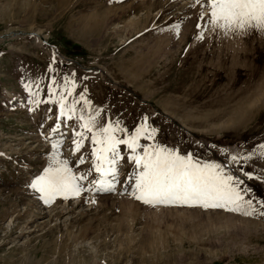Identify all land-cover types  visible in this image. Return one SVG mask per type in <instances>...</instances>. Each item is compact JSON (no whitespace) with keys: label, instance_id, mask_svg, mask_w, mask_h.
I'll use <instances>...</instances> for the list:
<instances>
[{"label":"rangeland","instance_id":"rangeland-1","mask_svg":"<svg viewBox=\"0 0 264 264\" xmlns=\"http://www.w3.org/2000/svg\"><path fill=\"white\" fill-rule=\"evenodd\" d=\"M200 12L196 0H0V264H264V216L137 201L124 145L116 190L97 192L91 133L73 143L81 113L99 109L98 126L119 117L131 130L147 116L157 132L141 137V154L155 143L217 163L221 149L255 152L243 164L253 179L231 168L251 188L245 199H264V33L226 34ZM65 77L66 103L86 88L91 105L53 133L59 105L45 103L47 86ZM37 81L41 103L29 105L24 85ZM54 141L88 179L80 195L45 204L29 185L54 166Z\"/></svg>","mask_w":264,"mask_h":264},{"label":"snow or ice","instance_id":"snow-or-ice-1","mask_svg":"<svg viewBox=\"0 0 264 264\" xmlns=\"http://www.w3.org/2000/svg\"><path fill=\"white\" fill-rule=\"evenodd\" d=\"M201 8L200 18L203 19L205 6L210 11L209 23L214 29H222L226 34L229 31L235 33H264V0H196ZM172 27L179 34V24ZM197 28L201 24L196 25ZM199 39H203L201 35ZM55 80L47 86L49 100L45 103L59 105V123L51 131L56 133L63 121L61 117L71 116L75 113L78 103L90 106V99L86 98L87 89L79 92V100L73 96L71 103H66V96H72L73 88L68 85L67 77L61 88L54 87ZM35 88V91H33ZM25 91L29 96V105L39 104L40 82L25 84ZM57 93H59L57 95ZM56 97L52 100V97ZM29 107V111H31ZM103 115L98 109L95 115L91 113L85 117L80 115L81 132L73 137L76 149L83 147L84 131L91 133V141L94 147L91 150L93 157L92 167L100 178L91 180L97 192H112L116 190L118 182V163L122 159L120 146H126L132 153L128 160L133 161L135 169H141L129 173L128 180L132 189L131 195L137 201L147 205L158 204H179L188 206H200L202 208H223L229 212H239L245 216H264V199H245V195L251 188L245 184V180L235 175L231 168L232 164L239 166L244 177L251 180L253 173L244 171L243 164L253 158L255 152L246 155L237 153L230 155L225 149L221 162H212L199 159L195 153L189 151L182 154L176 148H170L160 143H155L151 148L145 144L142 154L138 151L141 148L139 143L141 137L152 140L157 132L155 127L147 125L148 117L144 116L134 130L122 126L119 117L107 124L97 125V120ZM123 133L121 137L117 133ZM60 141H54L51 145L54 166L50 165L43 169L42 174L37 175L30 183L36 192L41 194L40 198L45 204H49L56 196L67 198L69 195H80L84 191L81 181L88 179V173L75 175L69 167V161L57 158V148ZM260 158H264V144L259 145ZM85 157H80L79 162L83 163ZM227 169V170H226ZM243 185V187H241ZM92 191L93 188L87 189ZM127 191V189H125Z\"/></svg>","mask_w":264,"mask_h":264}]
</instances>
